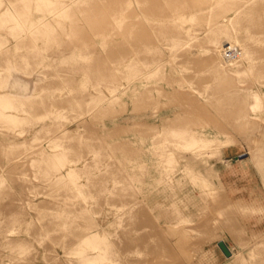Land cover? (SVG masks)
I'll return each mask as SVG.
<instances>
[{
	"label": "rangeland",
	"instance_id": "374dc122",
	"mask_svg": "<svg viewBox=\"0 0 264 264\" xmlns=\"http://www.w3.org/2000/svg\"><path fill=\"white\" fill-rule=\"evenodd\" d=\"M0 264H264V0H0Z\"/></svg>",
	"mask_w": 264,
	"mask_h": 264
},
{
	"label": "water",
	"instance_id": "95a60500",
	"mask_svg": "<svg viewBox=\"0 0 264 264\" xmlns=\"http://www.w3.org/2000/svg\"><path fill=\"white\" fill-rule=\"evenodd\" d=\"M218 246L226 257L230 258L232 256L230 248L223 241L219 242Z\"/></svg>",
	"mask_w": 264,
	"mask_h": 264
},
{
	"label": "bare ground",
	"instance_id": "6f19581e",
	"mask_svg": "<svg viewBox=\"0 0 264 264\" xmlns=\"http://www.w3.org/2000/svg\"><path fill=\"white\" fill-rule=\"evenodd\" d=\"M224 51H225V52H224V56H225V57H228V58H229V57H230V58L232 57V55H233V51H232V50H230V49H229V50H225V48H224ZM236 55H238V54H236ZM230 58H229V59H230ZM236 58H237V57H236Z\"/></svg>",
	"mask_w": 264,
	"mask_h": 264
}]
</instances>
